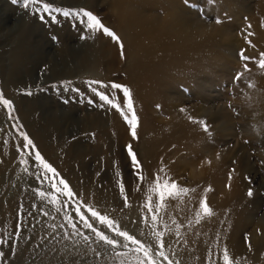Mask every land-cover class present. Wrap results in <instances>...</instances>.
Wrapping results in <instances>:
<instances>
[{
  "label": "rangeland",
  "instance_id": "374dc122",
  "mask_svg": "<svg viewBox=\"0 0 264 264\" xmlns=\"http://www.w3.org/2000/svg\"><path fill=\"white\" fill-rule=\"evenodd\" d=\"M44 2H53L57 7L91 11L120 37L122 44L124 43L121 31L108 21L107 17L113 20L115 18L114 14L111 15L109 12V2L105 0H44ZM183 2L185 3V0ZM261 3L264 5V0H190L188 4L185 3V6L194 12L197 21L226 26L236 35L238 42L236 45H230L228 49L226 46L221 49L220 46L215 47L212 53L206 55L210 61L208 64L199 68L196 75L188 74V82L182 80L176 83L182 96L189 100L179 106L177 109L181 111L179 115L181 119L189 120V124L195 125L203 136L201 140L203 143H214L213 149L220 150L228 146L232 152H237L243 144L247 146L251 155L252 169L243 175L240 182L242 200L239 204L235 203L236 210L233 208L234 211H229L228 214L232 220L229 226L231 233L224 235V238L230 241V247L226 248L231 250L229 256L232 257L233 264H264V241L256 248L251 239V233L256 228L258 236L261 238L264 236V225L257 222L264 217V123L259 121L264 120V70L254 61L245 62L240 57L241 50H244L245 55L257 59L259 54L264 52L262 46L264 44L259 39L254 25L256 21L264 24V16L258 12L257 20L253 18L257 4ZM103 13H106L107 17ZM40 14L42 13L32 11V6L24 8L22 0L15 3L13 0H0V90L6 99L13 101L11 115L8 109L0 104V165H3L0 167V175L7 170L11 172L20 170L24 181L28 180V184L23 186L25 195L11 196L13 182L9 188L5 185V188L3 187L5 192L0 193V237L5 241L0 244V251L4 252V256L0 257V264H146L142 252H129L123 247L113 249L110 245L97 242L95 235L82 227L78 217L75 222L81 234L76 235L71 231L64 217L66 213L75 215V203L69 207L67 198L57 194L56 189L52 187L53 182L59 184L61 177L69 183L77 199L93 205L102 214L108 215L116 221L117 227L135 235L150 246L154 253L159 249V239H163L164 251L173 264H192L185 252V248L190 245L189 237L182 232L168 233L159 221L160 212L165 211L167 200H171L172 197L166 195L162 203L156 192V206L152 207V211L157 215V220L152 221V213L147 208L148 198L142 191L148 186L147 174H157L160 167L164 169V172L161 170L159 172L162 177H170L179 185L192 190L203 185L210 190L216 189L219 179L229 177L228 174L219 172L223 176L220 174L206 181H197L198 177L191 176L189 171L194 164L193 161L201 160L203 157L207 160L209 157L204 150L199 151L200 147L196 141L186 139L188 145L184 144L175 157L165 155L163 148L167 139L163 141L164 143L160 139L159 144L156 142L157 144H151L152 147L149 146L143 132L146 115L144 112L141 113L142 107L133 98L130 81H127L128 72L124 69L125 59H121L123 64L114 76L106 75V69L102 64L97 66L98 61H102L101 56L97 59L95 55H91L92 60L84 67H79L78 61L68 63L61 61L65 54L61 51L64 47L79 45L89 37L97 39L98 36L101 39V36H109L101 32H90L79 22V18L54 13L56 20H52L43 13L46 18L42 21L39 19ZM22 20L28 21V25L36 22L45 26H42V34L33 37L30 44L34 45L37 38H42L47 43L46 61L36 65L31 63L30 66L35 65L31 68L25 67L26 64L22 61L23 53L19 49L20 46L18 47L20 42L17 40L19 33L13 30ZM69 22L72 28L66 31L63 27ZM10 29L12 33L7 36ZM112 41L120 48L116 41L113 39ZM219 53L228 58V66L223 70L218 65ZM245 63L248 64L250 71H245ZM55 67L58 71L53 70ZM238 73H243L239 80L236 79ZM203 79L206 82L204 86L197 87V83H202ZM93 80L102 81L104 84L119 83L131 90L133 106L138 116L137 138L132 137L131 126L117 109L106 104L101 106L104 102L99 100L88 84ZM93 87L110 94L121 102L126 110L127 97H124L122 90L105 89L101 85ZM74 89H79V92ZM28 91H31L32 95H27ZM172 91V95L179 96L175 90ZM158 98L163 96L155 95L156 101ZM167 103L165 99L153 108L156 110L154 114L156 118L170 120V115L165 112ZM195 103L207 104L215 109L223 107L227 109L229 115L227 118L233 119V129L226 135L215 129V123L213 124L206 116H195L192 109ZM33 106L36 107L34 110ZM25 111L31 112L33 128L26 123L23 115ZM115 115L119 117L118 123L115 121ZM52 116L59 119L57 128H53ZM65 116L69 119L64 120ZM194 120L206 123L208 131L204 130L203 123L193 122ZM119 125L126 128L125 139L119 136ZM21 132L28 134L35 148L25 147L27 141L21 136ZM129 144L132 145V150L140 162L139 168L132 165L127 149ZM168 148L174 152L173 147ZM36 150H39L57 169L58 177L45 173L39 162L35 161ZM25 160L28 161L27 164L24 163ZM237 162L234 160L230 166L228 172L230 175L235 172ZM185 167L188 169L183 171ZM137 172L145 177L143 181L138 179ZM121 183L124 185V192H121ZM225 188L231 189L228 182ZM250 189L253 193L251 196L248 195ZM133 190L134 194L131 193ZM41 191L59 195V202L63 207L57 211L60 205L51 202V196L41 198L39 195ZM45 212L48 215H45ZM85 214L91 219L90 213L86 210ZM93 222L101 231L119 240L121 244L128 243L130 248L137 247L124 241L105 225ZM53 225L56 227L53 228ZM154 232H163L164 235L157 238L152 235ZM86 235L91 239L86 241ZM181 241L183 246H176ZM218 242L211 240L209 243L211 246L214 244L217 246ZM238 243L241 244L240 253L237 251ZM41 245L48 251L44 253L43 248H38ZM155 259L162 260L158 255ZM163 264H167V261H163ZM212 264H225L223 253H218Z\"/></svg>",
  "mask_w": 264,
  "mask_h": 264
},
{
  "label": "bare ground",
  "instance_id": "6f19581e",
  "mask_svg": "<svg viewBox=\"0 0 264 264\" xmlns=\"http://www.w3.org/2000/svg\"><path fill=\"white\" fill-rule=\"evenodd\" d=\"M105 1L110 3L108 5L110 11H108L111 15L114 14L115 18L114 20L112 18L109 19L106 13L103 14L108 18L110 24L121 31L124 37L123 49L118 48L110 37L101 36V39L98 36L97 39L95 37H89L79 45L64 47L61 51H64L65 54L62 56L61 61L63 63L78 61L79 67H84L92 60L91 55H95L97 59L101 56L102 61H98L97 66L99 67L102 64L106 69L105 74L114 76L123 64L121 59H125L124 69L128 72L127 81H130L133 98L142 107L143 111L141 113L144 112V115H146L143 132L145 140L149 142V146L151 144L154 145L156 142L159 144L160 139L162 142L167 139L168 144L166 143V146L163 148L165 155L170 154L171 157H175L177 156L178 150H181L183 145L187 144L185 142L186 139L187 141L189 139L196 141L198 147H200L199 151L204 150L209 157L207 160L203 157L201 159L202 161L199 159L198 161H193L194 164L189 171L191 176L193 178L195 176L198 177L196 179L197 181H206L214 179L215 176L221 173L228 174L229 177L225 176V178L219 179V184H216V189L213 188L210 190L203 185L194 191H189L175 198L172 197L171 200H167L165 211L160 212V214L158 213L160 224L162 228L164 227V230L167 229L168 233L182 232L187 235V238L189 237L190 245L185 248V252L192 264H212L214 258L218 256V253H223L224 249L229 246L230 241L224 238L226 233H231H229V226H231L230 222L232 220L228 217V214L236 206L234 204H239L242 200V196H240L242 193L240 182H242L243 175L252 169L251 155L247 146L243 144L237 152H232L228 146L220 150L213 149L214 143H203L201 141L203 136L197 131L195 125L189 124V120L181 119V111L177 109L182 104H185V102H189V100L182 96L176 83L182 80L188 82V74L196 75L199 68H203L208 64L210 61L206 55L212 53L215 47L220 46L221 49L223 46H226L228 49L230 45H236L235 43L238 42L236 35L228 30L226 26L206 24L197 21L194 17V12L185 6L183 0ZM258 12L264 16V5L262 3L257 4L253 15L254 19H256ZM28 23V21L22 20L13 29L14 31L16 30V33H19L17 40L20 42V45L18 47L20 46L19 49L23 53L22 61L26 64L25 67L30 66L29 64L31 63L35 65L40 62L41 64L44 63L47 52V43L42 38H37L34 45L30 44L33 37L42 34L43 23L35 22L31 25H28ZM254 23L256 33L259 35L262 44H264V24H260L259 21ZM70 26L71 23L69 22V24H65L63 29L67 31ZM11 33L12 31L10 29L6 35L8 36ZM28 57L30 58L28 59ZM218 58V65L223 70L224 67L228 66V58H226V55L223 57L220 53ZM54 61L56 62V60ZM35 65L30 66V68L35 67ZM53 70L58 71L56 67ZM204 82L205 80L202 83H197L198 85L196 86L199 88L203 87L206 83ZM172 90L179 93V96L172 95ZM157 94L158 96H163V98H158L159 100L156 101L155 95L157 96ZM165 99L168 101L167 111L165 112L167 115H170L169 121H164L154 116L156 110L153 108ZM192 106L195 116H206L213 124L215 123V129L218 131L228 135V131L233 129V119L231 117L230 119L227 118L229 116L228 111L224 107L215 109L213 106L211 107L207 104L200 105L198 103ZM35 108L33 106L32 110ZM23 113L26 123L33 128L31 112L25 111ZM52 117L51 122L54 123L53 128H57L59 126L57 120L59 119L57 116ZM100 117L103 118L101 115ZM114 118L118 123L119 117L115 115ZM67 119H69L68 116H65L64 120ZM259 121L260 123H264V120ZM119 126V136L121 139H125L127 137L126 128L123 125ZM169 146L173 147L174 152L173 150L171 152L168 148ZM151 151L153 155V150ZM234 160L238 161L235 167L236 170L230 175L228 173L229 168ZM158 168L160 172L161 169L160 167ZM187 169L185 167L183 171ZM168 172L167 174L169 175ZM155 176V173L147 174L148 186L142 190L147 195V198L149 196L152 197L150 201L148 199V203L152 207L155 205L157 199L155 197L157 193L151 191ZM27 181H24L20 170L14 172L7 170L4 174L0 175V193L4 191L3 187L5 185L9 188V185L11 186L13 182L11 196L14 197L16 194L19 197L21 196L20 194L25 195L23 186L28 184ZM226 182L230 184L231 189L227 190L225 188ZM32 193L33 191H31L30 196H32ZM131 193L134 194V190ZM27 194H30V192H27ZM204 197L207 198V203L213 210V215L209 216L201 213L203 210L200 208V203ZM193 222L195 223L193 224ZM257 222L264 225V217ZM251 239L253 245L257 248V245L264 241V236L263 238L259 237L256 228L251 233ZM211 240L219 241L217 246H215V242L211 246L209 243ZM167 241L170 242V239ZM238 244V250L235 249V252L237 250L240 253L239 246L241 244ZM176 246H183L182 241L180 244L177 243ZM38 248H43L44 253L48 251L42 245ZM227 250L230 253L231 250L229 251V248Z\"/></svg>",
  "mask_w": 264,
  "mask_h": 264
},
{
  "label": "snow or ice",
  "instance_id": "6c2138e0",
  "mask_svg": "<svg viewBox=\"0 0 264 264\" xmlns=\"http://www.w3.org/2000/svg\"><path fill=\"white\" fill-rule=\"evenodd\" d=\"M13 2H19V0H13ZM190 0H185V3L188 4ZM24 8L28 9L30 6H32V11L36 13H42L39 15V19L44 21L45 15L43 13H46L48 17H50L52 20H56V16L54 13L62 14L64 17H73V18H79V22L81 24H84L85 27L92 33L101 32L104 35L109 36L114 41H116L120 48L123 49V44L120 40V37L109 27L105 26V24L102 22V20L94 15L91 11H87L85 9H72V8H64V7H57L53 2H44V0H22ZM35 5H42V7H35ZM86 38V37H82ZM251 43V41H249ZM240 57L243 61H254L260 69L264 70V52L259 54V58L250 57L248 55H245L244 50H241ZM245 71H250L248 64H244ZM243 76V73H238L236 79L239 80ZM69 83V82H65ZM89 87L91 88L92 92L95 93L100 101H103L104 104L101 106L103 107L105 104L112 106L113 108L117 109L119 113L123 116L124 120L131 126V135L134 138H137V132L136 129L138 127V116L136 115V111L133 106L132 96H131V90L122 84L119 83H110V84H104L102 81L93 80L88 82ZM93 85H101L103 88H112V89H120L123 91L124 97H127V106L126 110L122 107L121 102H118L114 97H112L110 94L106 93L105 91H102L96 87H93ZM75 91L79 92V89H74ZM27 95H32L31 91H28L26 93ZM0 104L5 106L8 111L9 115H11V112L13 110V101L10 99H6L4 97V94L2 90H0ZM183 111V109H182ZM193 122H199L204 124V130L208 131V125L204 123L203 121H193ZM21 136L24 137V139L27 141V144L25 147L29 148H35L34 142L28 137V134L25 132L20 133ZM128 153L131 157L132 165L136 168L140 167V162L137 159L136 153L132 150V145H127ZM35 161L39 162V165L44 169L45 173H51L53 177H58L59 173L57 172V169L53 167L51 163H49L39 152V150H36L35 153ZM25 164L28 163L27 160L24 161ZM161 172H164V169H161ZM137 177L140 181H143L145 179L144 176L140 174V172H137ZM163 181V182H161ZM62 185V187H60ZM52 187L56 189L57 194H62L65 196L69 202L68 206L70 207L72 203H75V215L71 213L65 214V219L68 222V225L71 228V231L75 233L76 235H80V229L77 225L76 218L82 222V227L84 229L90 230L95 237L97 238V242H103L106 245H110L115 249L116 247H123L129 250V252H142L144 261L146 264H163V261H167V264H173V262L169 259L168 254L164 251L165 248V242L163 239H159V249L157 252H153V249L146 245L142 240L138 239L135 235L130 234L126 230H121L119 227L116 226V221L111 219L108 215L102 214L100 211H98L93 205L84 203L82 200L77 199L76 193L73 191L69 183L64 180L62 177L59 179V184H56L55 182L52 183ZM121 192H124V185L121 183L120 185ZM151 191L158 192L160 201H164L165 196L169 197H177L181 194H186L189 191H194L192 189H188L186 187H183L179 185L176 181L172 180L170 177L164 176L162 177L159 173L156 174L154 178V183L151 187ZM253 193L251 189L248 192V195L251 196ZM41 198H46L48 196H51V202L57 203L60 205L59 202V195H54L51 193H46L44 191H41L39 193ZM125 205L127 206V196H125ZM149 201L152 199L151 196H149ZM162 205H158V207H161ZM60 207H63V205H60L57 208V211L60 210ZM148 211L152 213L151 219L153 222L157 220V215L152 211V205L149 203L147 205ZM200 208L203 210V213L205 215H213V210L207 203V198L204 197L201 200ZM83 209V210H82ZM85 210L87 213H90L91 219L89 215L85 214ZM45 215H48L47 212L44 213ZM147 220V217L145 218V221ZM96 221L99 224L105 225L108 229L114 231L117 236L122 237L124 241L130 242L132 245H136L135 248H130L128 243H123L117 239H113L110 236L106 234L105 231H101L98 227L95 226L94 222ZM56 225H53V228H55ZM63 227V225H61ZM152 235L156 236L157 238L163 237V232H154ZM91 237L85 236V240H90ZM5 243L4 239L0 237V244ZM249 247H251L249 243ZM99 255V253H97ZM117 255H122V253H117ZM158 255L162 258L161 261H158L155 259V256ZM4 256V252L0 251V257ZM223 260L225 264H233L232 258L229 256L227 248L223 251Z\"/></svg>",
  "mask_w": 264,
  "mask_h": 264
}]
</instances>
